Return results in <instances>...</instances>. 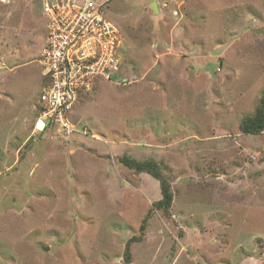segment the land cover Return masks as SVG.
I'll return each mask as SVG.
<instances>
[{
  "label": "rangeland",
  "instance_id": "374dc122",
  "mask_svg": "<svg viewBox=\"0 0 264 264\" xmlns=\"http://www.w3.org/2000/svg\"><path fill=\"white\" fill-rule=\"evenodd\" d=\"M104 14L125 81L79 96L80 132H36L47 18L42 0H0V264H264V130H239L264 94V0H111ZM122 155L161 164L168 215Z\"/></svg>",
  "mask_w": 264,
  "mask_h": 264
},
{
  "label": "built area",
  "instance_id": "2783aa9c",
  "mask_svg": "<svg viewBox=\"0 0 264 264\" xmlns=\"http://www.w3.org/2000/svg\"><path fill=\"white\" fill-rule=\"evenodd\" d=\"M111 0H42L47 31L37 61L47 83L38 95L33 129L79 131L71 119L79 96L97 79L118 76L117 27L104 14Z\"/></svg>",
  "mask_w": 264,
  "mask_h": 264
},
{
  "label": "trees",
  "instance_id": "16d2710c",
  "mask_svg": "<svg viewBox=\"0 0 264 264\" xmlns=\"http://www.w3.org/2000/svg\"><path fill=\"white\" fill-rule=\"evenodd\" d=\"M43 81L44 86L47 83V78H44ZM239 130L243 134H258L264 130V94L260 96L259 103L257 104L254 112L242 117L239 122ZM27 142L28 140L26 143ZM119 161L122 162L127 168L132 169L134 172L147 173L158 181L160 197L154 200L151 203V206L153 209L160 210L162 213L168 215L173 200V193L170 188V181L163 173L161 164L152 158L136 160L126 155H122ZM150 213V211L146 213L142 223L139 226V236H134L126 240L123 252L124 259L126 261H129L130 259L131 243L141 239L145 228V219Z\"/></svg>",
  "mask_w": 264,
  "mask_h": 264
}]
</instances>
